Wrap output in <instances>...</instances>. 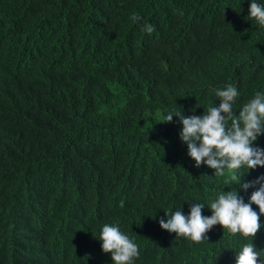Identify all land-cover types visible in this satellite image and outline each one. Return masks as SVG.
<instances>
[{"label":"trees","instance_id":"obj_1","mask_svg":"<svg viewBox=\"0 0 264 264\" xmlns=\"http://www.w3.org/2000/svg\"><path fill=\"white\" fill-rule=\"evenodd\" d=\"M53 247L264 264V0H0V264Z\"/></svg>","mask_w":264,"mask_h":264},{"label":"clouds","instance_id":"obj_2","mask_svg":"<svg viewBox=\"0 0 264 264\" xmlns=\"http://www.w3.org/2000/svg\"><path fill=\"white\" fill-rule=\"evenodd\" d=\"M94 248L90 250L93 256L99 255L103 259H108L111 256L112 249L108 245L102 243L99 240L93 239ZM55 252V253H54ZM58 251L55 248H52V256L50 257L49 264H92V256L85 252L86 256L89 258L87 261H84L79 258L71 257L69 260H66V257L63 255H57ZM139 260L134 258H125L121 264H136ZM48 263V262H46Z\"/></svg>","mask_w":264,"mask_h":264}]
</instances>
